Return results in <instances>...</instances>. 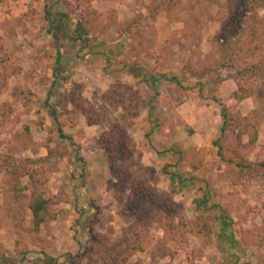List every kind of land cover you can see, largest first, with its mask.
Instances as JSON below:
<instances>
[{
    "label": "rangeland",
    "instance_id": "rangeland-1",
    "mask_svg": "<svg viewBox=\"0 0 264 264\" xmlns=\"http://www.w3.org/2000/svg\"><path fill=\"white\" fill-rule=\"evenodd\" d=\"M189 1L0 0V257L264 264V102L235 98L234 70L217 65L235 40L223 38L224 9ZM51 3L65 22L45 13ZM118 167L166 209L144 212ZM33 195L54 198L38 230Z\"/></svg>",
    "mask_w": 264,
    "mask_h": 264
},
{
    "label": "trees",
    "instance_id": "trees-1",
    "mask_svg": "<svg viewBox=\"0 0 264 264\" xmlns=\"http://www.w3.org/2000/svg\"><path fill=\"white\" fill-rule=\"evenodd\" d=\"M173 2L174 0H169ZM176 1V0H175ZM191 9H195L197 3H201L202 10L206 11L212 4H218L224 9V29L226 34H230L235 39L226 40L224 44H220L219 61L217 63L219 68L232 69V78L236 83L235 98L243 99L252 95H256L261 102H264V88L254 86L261 74H264V0H190ZM193 3V4H192ZM47 15L48 11L45 12ZM76 24L74 29V39L81 41L88 31L86 22L81 16L76 17ZM50 30L54 32L55 25L50 23ZM233 41V42H232ZM62 69L61 53L56 48L55 70L53 80L50 85V90L47 99H52L53 88L56 85V72ZM255 87V88H254ZM58 102L53 103L52 115H55ZM221 116L223 118V126L221 128V135L213 141V145L217 147L219 155L222 156V140L225 136V128L228 121V114L225 107H222ZM112 134V131H111ZM60 135L61 132H60ZM106 144L114 143V138L108 136L103 137ZM114 156L109 155V159ZM264 166V161L261 163ZM125 176V178H123ZM117 179L119 181L127 182L130 193L138 199V205L144 212H153L154 209H166L163 197L160 196L154 188L146 183L135 173H128L123 167H118ZM54 201L52 197L42 195L32 196L29 203V210L32 216L33 229L38 230L44 223L50 220L49 208ZM139 249V248H138ZM50 260H45V263ZM0 264H17L13 260H8L5 257H0Z\"/></svg>",
    "mask_w": 264,
    "mask_h": 264
},
{
    "label": "crops",
    "instance_id": "crops-1",
    "mask_svg": "<svg viewBox=\"0 0 264 264\" xmlns=\"http://www.w3.org/2000/svg\"><path fill=\"white\" fill-rule=\"evenodd\" d=\"M53 3V2H52ZM51 3V5H53L52 6V12L50 11H48V13H50V15L52 14V13H55V11L57 12L58 11V14L57 13H55V19L58 21V22H60V23H62L66 18V16L65 15H62V13H60V11H63L58 5H55V4H52ZM49 5H50V3H49ZM50 7V6H49ZM62 17V18H61ZM65 22V21H64ZM72 26V25H71ZM72 28V27H71ZM63 38V37H62ZM62 38H60V40H61V42H65L66 41V39L64 38V39H62ZM60 51V50H59ZM60 53H61V60H62V56L63 57H65L64 56V52H61L60 51Z\"/></svg>",
    "mask_w": 264,
    "mask_h": 264
}]
</instances>
